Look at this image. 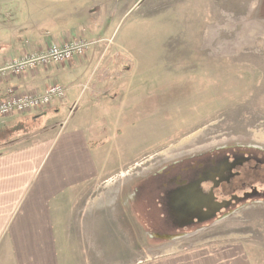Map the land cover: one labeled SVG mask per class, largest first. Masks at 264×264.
Segmentation results:
<instances>
[{
    "label": "rangeland",
    "instance_id": "374dc122",
    "mask_svg": "<svg viewBox=\"0 0 264 264\" xmlns=\"http://www.w3.org/2000/svg\"><path fill=\"white\" fill-rule=\"evenodd\" d=\"M40 1L7 0V9L0 10V46L22 49L46 41L44 34L95 41L83 55L95 67L44 85L62 84L68 90L75 84L58 118L70 127L97 128L98 138L92 141L100 140L105 149L106 174L117 172L93 183L84 199L72 203V228L79 234L73 248L99 250L97 240L81 241L92 229V238L105 235L106 264H205L204 258L187 259L225 243L243 251L250 264H264L262 198L225 210L215 222L177 225L164 219L169 212L162 208L160 187L166 166H193L194 171L195 161L204 169L212 154L264 148V0H106L101 29L87 33L79 28L82 20L89 22L87 17L67 18L62 25L55 17L59 10L78 11L89 0ZM28 28L33 34L15 30ZM68 62L17 77L36 71L49 76ZM40 119L22 126L35 129ZM180 169L172 167L177 170L172 175Z\"/></svg>",
    "mask_w": 264,
    "mask_h": 264
},
{
    "label": "crops",
    "instance_id": "0c3cea01",
    "mask_svg": "<svg viewBox=\"0 0 264 264\" xmlns=\"http://www.w3.org/2000/svg\"><path fill=\"white\" fill-rule=\"evenodd\" d=\"M103 1L106 0H89L87 6L66 14L59 10L61 14L57 13L59 16L55 17L58 25H62L61 21L67 18L87 17L90 23L87 20H82L81 24L78 22L80 30L85 33L98 32L102 26L99 24L102 22V12L106 10V6L101 5ZM26 2L36 3L37 0ZM8 5L7 0H0V10L7 9ZM110 9L114 11L115 5ZM89 25L91 28H88ZM15 30H27L25 34H33L35 31L29 28ZM54 35L56 39H49L44 34L43 39L46 41L31 43V46H24L22 49L1 44L0 50L7 49L8 53L0 55V63L21 57L25 53L40 52L51 42L61 43L73 38L62 39L58 34ZM26 40L28 42L30 39ZM22 41L21 39L20 45ZM89 59L82 56L77 61L62 64L63 70L55 71L53 68L49 76V73L36 71L13 78L3 86L1 82L0 95L6 84L24 91H43L46 88L44 84L55 77L68 79L86 74L90 70L89 66H96L89 64ZM73 86L68 90H73ZM62 105V102H57L52 111L45 109L42 114L39 111L14 114L0 121V264H106V251L101 245L105 235L99 233L97 239L92 238L94 234L90 229V236L81 240L87 244L97 240L99 250L93 251L90 246L81 250L73 248L72 244L77 243L79 234L72 228L71 208L76 200L84 199L87 189L93 183H100L117 172L106 174L108 170L104 164L109 159L105 157V149L100 140L96 143L92 141V138H98L99 130L90 125H65L66 119L58 118ZM22 115L23 117H18ZM33 117L41 118V126L32 130L27 126L24 128L22 124ZM106 155L109 156L108 153ZM234 249L233 244L225 243L220 247L216 246L206 255H195L187 260L191 263L204 258L207 260L205 264H250V259L245 257L243 251ZM138 261L115 263L168 264V261L159 260L147 263Z\"/></svg>",
    "mask_w": 264,
    "mask_h": 264
},
{
    "label": "flooded vegetation",
    "instance_id": "af4514ba",
    "mask_svg": "<svg viewBox=\"0 0 264 264\" xmlns=\"http://www.w3.org/2000/svg\"><path fill=\"white\" fill-rule=\"evenodd\" d=\"M258 148L212 154L204 169H199L203 164L198 161L194 171L190 170L193 166L174 165L181 168L176 175L172 174L177 170L166 166L160 186L164 189L162 208L169 212L164 219L177 225H202L218 221L225 210L243 203L250 206L256 197L264 200V148Z\"/></svg>",
    "mask_w": 264,
    "mask_h": 264
},
{
    "label": "built area",
    "instance_id": "2783aa9c",
    "mask_svg": "<svg viewBox=\"0 0 264 264\" xmlns=\"http://www.w3.org/2000/svg\"><path fill=\"white\" fill-rule=\"evenodd\" d=\"M94 44V40L86 38L51 42L40 52L25 53L21 57L0 63V82L5 83L11 77L40 66L71 61L85 55ZM66 95L67 88L62 84L49 85L42 92H21L12 85H5L0 95V121L10 115L44 110L55 101H62Z\"/></svg>",
    "mask_w": 264,
    "mask_h": 264
}]
</instances>
